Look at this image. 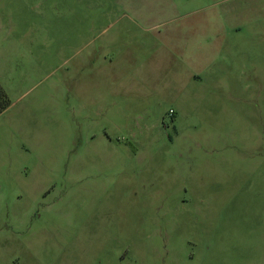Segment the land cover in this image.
<instances>
[{
  "label": "rangeland",
  "instance_id": "374dc122",
  "mask_svg": "<svg viewBox=\"0 0 264 264\" xmlns=\"http://www.w3.org/2000/svg\"><path fill=\"white\" fill-rule=\"evenodd\" d=\"M0 87V264H264V0H0Z\"/></svg>",
  "mask_w": 264,
  "mask_h": 264
},
{
  "label": "trees",
  "instance_id": "16d2710c",
  "mask_svg": "<svg viewBox=\"0 0 264 264\" xmlns=\"http://www.w3.org/2000/svg\"><path fill=\"white\" fill-rule=\"evenodd\" d=\"M10 106V100L5 91L0 87V114Z\"/></svg>",
  "mask_w": 264,
  "mask_h": 264
},
{
  "label": "built area",
  "instance_id": "2783aa9c",
  "mask_svg": "<svg viewBox=\"0 0 264 264\" xmlns=\"http://www.w3.org/2000/svg\"><path fill=\"white\" fill-rule=\"evenodd\" d=\"M170 113L172 114L173 112L171 111Z\"/></svg>",
  "mask_w": 264,
  "mask_h": 264
},
{
  "label": "crops",
  "instance_id": "0c3cea01",
  "mask_svg": "<svg viewBox=\"0 0 264 264\" xmlns=\"http://www.w3.org/2000/svg\"><path fill=\"white\" fill-rule=\"evenodd\" d=\"M187 42V41H186ZM174 113V112H173Z\"/></svg>",
  "mask_w": 264,
  "mask_h": 264
}]
</instances>
